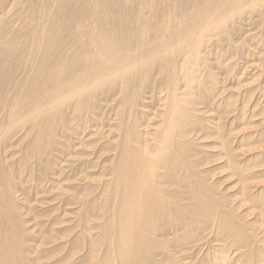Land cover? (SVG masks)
<instances>
[{
  "label": "rangeland",
  "instance_id": "374dc122",
  "mask_svg": "<svg viewBox=\"0 0 264 264\" xmlns=\"http://www.w3.org/2000/svg\"><path fill=\"white\" fill-rule=\"evenodd\" d=\"M140 1L121 0L119 3L127 10H134ZM169 1L152 0L153 5L150 6L154 12L145 8V11H148L147 17L155 20V15H162L168 7V11L174 8V14L181 17L177 22L180 26H187L192 20L198 24L197 12H201V8L210 12L216 4V0ZM102 2L103 0H0V68L3 69L0 70V81L6 73L10 77L5 84L0 82V91H6L0 92V160L6 163V175L12 180L19 196L17 204L23 212L22 218L26 221L24 227L30 229L25 235L29 242V254L26 255H29L30 260L25 264H80L78 260L86 256L90 242L88 233L97 237L100 229L93 227L102 225L106 219L104 217H107L101 210V203H106L111 198L105 184L113 177L111 170L119 154L114 148L119 144L121 135L117 127L125 115L131 112H135L132 118H137L147 130H151L147 124L149 120V126L153 128L161 118V104L166 95L158 94V91H162V88L164 91L166 85H159L158 81H163L162 74L155 69L156 72L153 70V75L148 77L149 81L141 93L139 80L133 81L131 90L134 92L127 93V103L136 102L135 109L122 102L118 93L120 84L112 83L109 84L113 85L110 89L105 87L95 96L85 97L76 112L75 96L78 93L55 109L53 104L46 103L48 99L45 94L42 108L53 117L58 112L64 114L61 119L57 116L54 120V129L50 136L45 135L47 131L38 126L42 124L40 121L49 119L45 118V112V116L42 114L39 117L41 124L33 126L29 121L36 115L34 113L38 112L33 111L29 105L37 102V94L41 93V98L48 88L47 83H43L42 76L38 89L32 92V95H26L24 92L31 82L39 77L36 67L40 64L41 57L43 58L41 47L44 41L41 46L38 44L45 31L51 28L45 24L47 16L52 24L59 21L67 28H70L74 24L73 19L77 18L80 20V29H83V26L89 24L90 18L104 8L106 3L102 6ZM242 8L222 25L218 31L222 34L219 38L216 33L209 40L210 34H205L202 48L207 63L201 65V76H198L203 80L204 87L200 98L195 99L194 108L206 111L202 113L204 117L211 115L206 117L209 120L205 119V122L212 127L214 123L223 124V130L226 129L225 136L231 135L229 150L238 155L236 159L243 163V167L261 165L248 171L247 167L245 170L235 171L230 163L227 166L228 159L219 153V136L213 133V129L210 137L198 140L199 144L195 146L198 154L193 159L197 163L202 161L201 168L207 170V177L221 188L232 205H242L237 211L244 214L245 221L249 222V227L252 226L257 235L258 231L264 230V218L260 214L264 209V155L261 154H264V0H249ZM187 16H190V19ZM86 19L88 20L85 21ZM91 32L90 29L87 34ZM34 46H37L38 50L35 51V56H32L29 48ZM84 49L79 47L73 53L77 55ZM27 57L29 63L23 66ZM178 59L180 65H183L181 59ZM195 82L191 90L200 93L198 81ZM10 107L14 109L15 114L23 117L17 120L14 116H6L5 111ZM30 107L31 111L24 114ZM234 118L237 123L233 121ZM250 120L252 123H248ZM127 121L132 122V119ZM217 129L219 127L215 126L214 130ZM251 132L256 134V140L248 138ZM246 138L252 149L248 146L241 147ZM245 172L248 180L244 181L240 178ZM176 185L178 189L184 190L181 183H176L174 187ZM244 186L248 187V192H241ZM183 195L184 197L180 195L183 199L179 201L188 206L189 195ZM250 195L255 198V202L251 199L244 202V198H250ZM261 202L263 203L258 204ZM87 211H90V214ZM195 216L198 224L193 229L190 227L191 232L181 233L185 236L191 235L179 244L183 249V252H178L184 256L182 264H264V258H259V249L264 248V234L257 235L256 239L262 241L257 243L255 239V252L246 256L250 247L241 246L231 238L212 233L207 220L200 215ZM257 218L261 219L255 222ZM82 233L79 240L78 235ZM62 244V248L55 249L57 245ZM158 258H161L163 264H173L169 255L164 254ZM158 258L151 256L150 264Z\"/></svg>",
  "mask_w": 264,
  "mask_h": 264
},
{
  "label": "bare ground",
  "instance_id": "6f19581e",
  "mask_svg": "<svg viewBox=\"0 0 264 264\" xmlns=\"http://www.w3.org/2000/svg\"><path fill=\"white\" fill-rule=\"evenodd\" d=\"M120 1L103 0L102 6L106 3L104 8L90 18L89 24L83 26V29H80V20L77 18H74V24L67 28L59 21L52 24L47 16L45 24L51 28L45 31L38 44L41 46L44 41L41 47L43 58L41 57L40 64L36 67L39 77L37 80L34 79L24 91L26 95L28 93L32 95L40 85L39 80L44 77L43 83H47L48 88L41 98H39L41 93L37 94V102L34 100L35 103L29 105L34 109L33 111H38L29 121L33 126L42 122L38 126L43 127L47 131L45 135L50 136L54 129L52 127L54 120L57 116L61 119L64 114L58 112L53 117L42 108L45 94L48 99L46 103L53 104L55 109L60 108L65 100L78 93L75 96L74 111L76 112L79 111L77 107L85 97H93L105 87L110 89L113 85L109 84L114 83L120 84L118 93L122 102L134 108L136 102L127 103V93L133 94L134 90H131V87L134 82L139 80L141 93L146 82L149 81L148 77L152 76L153 70L156 69L160 75L162 74L163 81L159 80V85H166L164 91L163 88L162 91L161 89L158 91V94L166 95L161 104L163 108L161 118L153 128L149 126L150 120L147 123L151 130L141 126L137 118H132L135 112L126 114L117 127L121 135L119 144L114 148L119 154L111 170L113 177H109L111 180L105 184L107 192L111 193V198L108 202L101 203V210L104 215L107 214V217H104L106 219L103 220L102 225L93 227L100 229L97 237L88 233L90 242L88 241L86 256L78 261L80 264H150L151 256L158 258L166 254L173 264H182L184 256L178 252H183V249L179 244L191 235L185 236L181 233L191 232L198 224L195 215L207 220L212 233L221 234L241 246L250 247L246 256L252 255L255 252L253 249L257 246L256 242L261 240L256 237L263 235L264 230L258 231L256 235L255 229L249 227V222L245 221L244 214H239L240 212L237 211L242 205H232L221 188L207 177V170L201 168L202 161L197 163L193 159L198 154L195 150V146L199 144L198 140L210 137L213 129V133L219 136L220 145L217 143V147L221 146L219 153L228 159L227 166L230 163L235 171L245 170L247 167H243V163L236 159L238 155L229 150L231 135L225 136L226 129L223 130V124L214 123L212 127L205 122L206 117L211 115L202 116L206 111L195 109L194 104L195 99L202 95L204 87L203 80L198 76L202 71L201 65L207 63L202 48L205 34H210L209 40L216 33V37L219 38L222 34L218 31L221 30L222 25L236 11L239 13L249 0H216L210 12L202 8L201 12H197L198 24L192 20L187 26H180L177 23L180 16L174 14V8L168 11L167 7L166 12L162 15L156 14V19L153 20L147 17L148 11H145V8L151 9L152 0H141L134 10L125 9ZM173 5L172 3V7ZM152 10L153 8L151 12ZM90 29L92 32L87 34ZM37 46L29 48L32 56H35ZM79 47L85 49L75 55L73 52ZM178 58L183 65H180ZM28 59L29 57L26 58L23 66L29 63ZM0 70L3 71L2 68ZM8 77L7 73L4 74L0 82L5 84ZM195 81H198L200 93L191 90L192 84H196ZM0 92L6 93L4 90ZM31 107L23 113H29ZM42 114L45 118H49L44 119L45 124L44 120L39 122ZM5 115L14 116L17 120L23 117L18 113L15 114L12 107L7 108ZM129 118L132 122L127 121ZM233 121L237 123L236 118ZM215 126L219 129L214 130ZM255 136L256 134L251 132L248 138L256 140ZM248 138L242 141L241 147L248 146L252 149L249 147L251 143ZM252 143L256 144L255 141ZM261 154L264 155L263 152ZM260 165L254 164L252 167L255 169L254 167ZM252 167L249 166L246 170ZM6 169V163L0 160V264H25L30 260L29 255H26L29 254V242L25 239L30 229L24 227L26 221L22 218L23 212L17 204L19 196L12 180L6 175L8 174ZM246 173L240 179L248 180L245 177ZM178 182L185 191L178 189L177 185V188L174 187ZM248 190V187L244 186L241 192L245 193ZM184 193L189 195L188 206L179 201L183 199L181 196L184 197ZM244 199V202L248 199L255 202L252 195ZM87 213L90 214V211ZM260 214L264 218V209ZM89 217L91 218L92 215ZM260 219L257 218L255 222ZM80 235L82 238L83 233L79 234L78 238ZM58 247L62 248L63 244L57 245L55 249ZM259 256L261 260L264 258V248L259 249ZM151 263L163 264L161 258L152 260Z\"/></svg>",
  "mask_w": 264,
  "mask_h": 264
}]
</instances>
